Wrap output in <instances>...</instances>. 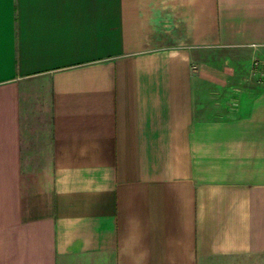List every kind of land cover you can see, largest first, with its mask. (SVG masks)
<instances>
[{
	"label": "crops",
	"instance_id": "0c3cea01",
	"mask_svg": "<svg viewBox=\"0 0 264 264\" xmlns=\"http://www.w3.org/2000/svg\"><path fill=\"white\" fill-rule=\"evenodd\" d=\"M264 0H0V264H264Z\"/></svg>",
	"mask_w": 264,
	"mask_h": 264
},
{
	"label": "built area",
	"instance_id": "2783aa9c",
	"mask_svg": "<svg viewBox=\"0 0 264 264\" xmlns=\"http://www.w3.org/2000/svg\"><path fill=\"white\" fill-rule=\"evenodd\" d=\"M252 71L255 74L264 76V59L255 58L252 64Z\"/></svg>",
	"mask_w": 264,
	"mask_h": 264
}]
</instances>
